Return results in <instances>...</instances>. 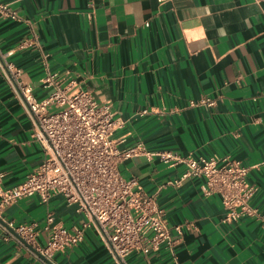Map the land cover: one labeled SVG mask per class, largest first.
<instances>
[{
  "label": "crops",
  "instance_id": "obj_1",
  "mask_svg": "<svg viewBox=\"0 0 264 264\" xmlns=\"http://www.w3.org/2000/svg\"><path fill=\"white\" fill-rule=\"evenodd\" d=\"M0 0L18 15H0V173L3 188L21 183L43 161L32 122L3 70H20L18 81L37 98L48 93L47 72L62 86L90 92L109 106L119 126V149L229 157L247 167L255 188L249 204L257 216L224 221L217 195H206L202 178L179 186L184 165L144 155L120 162L134 189L155 195L171 228L180 227L173 254L161 247L135 251L125 264H264V0ZM146 25V26H145ZM212 99L214 105L190 107ZM47 213L67 230L86 222L59 195L0 206V264H46L33 247L11 236L8 222H38V243ZM53 264H115L93 227L83 241L55 253Z\"/></svg>",
  "mask_w": 264,
  "mask_h": 264
},
{
  "label": "built area",
  "instance_id": "obj_2",
  "mask_svg": "<svg viewBox=\"0 0 264 264\" xmlns=\"http://www.w3.org/2000/svg\"><path fill=\"white\" fill-rule=\"evenodd\" d=\"M157 1L162 4L169 0ZM87 6L90 16L95 9L94 0H87ZM0 15L18 19L15 11L2 4ZM3 70L32 122V138L44 158L35 171L11 188L2 187L0 173V206L34 196L47 204L59 195L86 218L82 227L70 231L56 224L53 215L47 213L42 227L47 237L42 245L37 240L38 222L6 224L13 231L11 236L33 247L46 264H53L55 253L82 242L86 227L97 231L115 264H125L126 257L135 251L147 255L163 247L173 254L180 227L171 228L155 195L135 190V182L123 179L119 173L120 162L139 155L170 166L184 165L182 175L170 185L202 178L203 192L220 198L226 223L257 216V210L249 204L255 193L247 182L249 169L239 161L229 157L182 156L171 151L148 152L142 145L119 149L113 139L118 120L109 106L96 102L90 92L74 87L73 82L62 86L55 74L47 72L42 84L48 93L37 98L30 87L19 83L20 70L13 64L4 61ZM213 105L214 100L207 98L189 104Z\"/></svg>",
  "mask_w": 264,
  "mask_h": 264
},
{
  "label": "water",
  "instance_id": "obj_3",
  "mask_svg": "<svg viewBox=\"0 0 264 264\" xmlns=\"http://www.w3.org/2000/svg\"><path fill=\"white\" fill-rule=\"evenodd\" d=\"M5 226L7 227V225L5 224ZM12 233H13V231L12 230H10ZM24 243V242H23ZM27 245V244H26ZM29 246V245H28ZM30 248H31V246H29Z\"/></svg>",
  "mask_w": 264,
  "mask_h": 264
}]
</instances>
